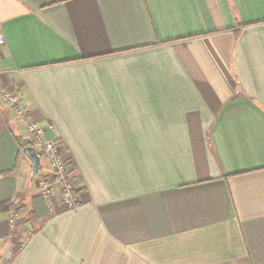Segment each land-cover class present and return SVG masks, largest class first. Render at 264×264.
<instances>
[{
	"label": "crops",
	"instance_id": "1",
	"mask_svg": "<svg viewBox=\"0 0 264 264\" xmlns=\"http://www.w3.org/2000/svg\"><path fill=\"white\" fill-rule=\"evenodd\" d=\"M0 33L79 198L0 100V264H264V0H0Z\"/></svg>",
	"mask_w": 264,
	"mask_h": 264
},
{
	"label": "built area",
	"instance_id": "2",
	"mask_svg": "<svg viewBox=\"0 0 264 264\" xmlns=\"http://www.w3.org/2000/svg\"><path fill=\"white\" fill-rule=\"evenodd\" d=\"M5 37L0 33V49L5 45ZM0 100L7 106L11 114L24 121L27 131V141L37 151L42 168L49 171V175L38 176L37 185L42 195L48 200L53 195V184L60 187L62 202L69 208H74L79 203L77 189L73 183L72 166L68 165L59 154L58 141L47 139L43 128L31 122L20 104V99L10 90H5L0 84Z\"/></svg>",
	"mask_w": 264,
	"mask_h": 264
},
{
	"label": "water",
	"instance_id": "3",
	"mask_svg": "<svg viewBox=\"0 0 264 264\" xmlns=\"http://www.w3.org/2000/svg\"><path fill=\"white\" fill-rule=\"evenodd\" d=\"M22 153L29 159L31 162V179H33L38 172L42 169V164L40 161V157L35 150V148L31 145H28L22 149Z\"/></svg>",
	"mask_w": 264,
	"mask_h": 264
},
{
	"label": "trees",
	"instance_id": "4",
	"mask_svg": "<svg viewBox=\"0 0 264 264\" xmlns=\"http://www.w3.org/2000/svg\"><path fill=\"white\" fill-rule=\"evenodd\" d=\"M15 139L19 145V150H20V153L22 154V149L28 145H30V143H28L27 141H24L23 139H21L20 136H15Z\"/></svg>",
	"mask_w": 264,
	"mask_h": 264
},
{
	"label": "rangeland",
	"instance_id": "5",
	"mask_svg": "<svg viewBox=\"0 0 264 264\" xmlns=\"http://www.w3.org/2000/svg\"><path fill=\"white\" fill-rule=\"evenodd\" d=\"M44 168H42L41 170H40V172L43 170Z\"/></svg>",
	"mask_w": 264,
	"mask_h": 264
}]
</instances>
